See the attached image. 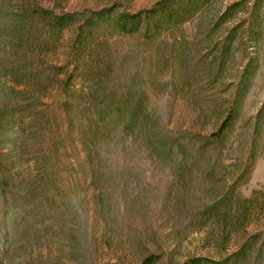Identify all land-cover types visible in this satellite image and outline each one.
<instances>
[{
	"label": "rangeland",
	"instance_id": "rangeland-1",
	"mask_svg": "<svg viewBox=\"0 0 264 264\" xmlns=\"http://www.w3.org/2000/svg\"><path fill=\"white\" fill-rule=\"evenodd\" d=\"M164 1L0 0V264H264V0Z\"/></svg>",
	"mask_w": 264,
	"mask_h": 264
},
{
	"label": "trees",
	"instance_id": "trees-1",
	"mask_svg": "<svg viewBox=\"0 0 264 264\" xmlns=\"http://www.w3.org/2000/svg\"><path fill=\"white\" fill-rule=\"evenodd\" d=\"M58 3L61 4V8H62V2H66L67 0H55ZM182 6L180 4V2H178L177 0H170V2H165L161 3L160 5H158V10H156L155 8V12H153L152 10L150 11V13L153 14V16H155L156 14L159 15L160 20H172V18H176L179 16V13L181 12V7ZM108 11V9H102L100 12H92L89 10L90 13H88L89 15L87 16L86 20H85V26L86 28H90L91 26H93L91 23V17H93V15L95 17H93L92 23L96 22L98 23L102 16L103 13ZM110 11V9H109ZM29 12H32V14H36L38 16H40L41 18H43L44 20H46V22L51 26V27H59V29L73 25L74 23H77L76 20V16H80L83 17V15H85L86 13H84L82 16V13H62L61 15H54V13L49 10V9H44L40 6H38V4L31 6V8L29 9ZM152 14H149L151 17L148 16V19L153 18ZM117 17H115V21L116 24L121 25L120 27H122V30L124 32L127 33H133L135 31L138 30V27L140 25V20L137 14L134 15H129L127 13H121L120 15L116 14ZM118 25V26H119ZM85 29L84 28H80V30ZM86 42L85 37L81 38L79 40L78 43H80L81 45H83ZM70 78L71 76H67L65 82H64V88H63V97L62 99H66L67 98V94L70 92V87H69V82H70ZM135 99H133L132 96H128L126 98L122 97V99H119L118 101L114 102L113 104H105L102 105V107L99 108L98 112H99V120L100 122H102L103 124H120L121 122H124V129L130 128L133 125L137 124V114H138V103L136 101H134ZM228 121V120H227ZM80 126H81V132H80V143L82 144V146L87 150L90 149V144H94L96 142V139L92 138L90 135H88V133H92L90 127V123L86 122L84 120H82L80 122ZM227 127V122H223L222 125L219 127L218 131L216 133H214L213 137H218L220 134L222 133L225 128ZM151 262V258L147 257L142 264H150ZM187 264H213L211 263L209 260L205 259V258H195V259H191L189 261L186 262Z\"/></svg>",
	"mask_w": 264,
	"mask_h": 264
}]
</instances>
